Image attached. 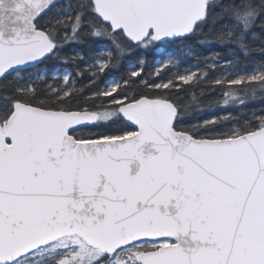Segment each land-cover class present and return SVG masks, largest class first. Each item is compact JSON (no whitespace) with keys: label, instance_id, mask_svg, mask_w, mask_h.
I'll use <instances>...</instances> for the list:
<instances>
[{"label":"snow or ice","instance_id":"snow-or-ice-1","mask_svg":"<svg viewBox=\"0 0 264 264\" xmlns=\"http://www.w3.org/2000/svg\"><path fill=\"white\" fill-rule=\"evenodd\" d=\"M0 264H264V0H0Z\"/></svg>","mask_w":264,"mask_h":264},{"label":"trees","instance_id":"trees-1","mask_svg":"<svg viewBox=\"0 0 264 264\" xmlns=\"http://www.w3.org/2000/svg\"><path fill=\"white\" fill-rule=\"evenodd\" d=\"M68 70H70V66H69Z\"/></svg>","mask_w":264,"mask_h":264},{"label":"rangeland","instance_id":"rangeland-1","mask_svg":"<svg viewBox=\"0 0 264 264\" xmlns=\"http://www.w3.org/2000/svg\"><path fill=\"white\" fill-rule=\"evenodd\" d=\"M173 54H175V53H173Z\"/></svg>","mask_w":264,"mask_h":264}]
</instances>
